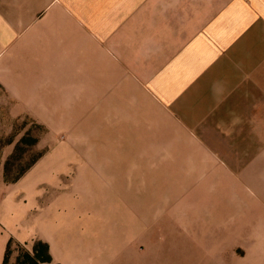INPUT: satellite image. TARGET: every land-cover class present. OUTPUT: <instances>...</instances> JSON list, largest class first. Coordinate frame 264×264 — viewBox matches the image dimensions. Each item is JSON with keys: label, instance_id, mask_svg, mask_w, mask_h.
<instances>
[{"label": "crops", "instance_id": "crops-1", "mask_svg": "<svg viewBox=\"0 0 264 264\" xmlns=\"http://www.w3.org/2000/svg\"><path fill=\"white\" fill-rule=\"evenodd\" d=\"M0 89L22 111L93 120L100 139L125 140L116 141L110 168L68 157L57 166L76 171L74 184L96 181L94 218L70 195L68 175L47 180L40 214L34 204L27 211L0 196V264L10 241L47 243L52 264L118 263L115 244L134 248L133 229L144 223L133 214L125 224L131 236L118 238L120 225L107 228L103 188L142 195L156 168L165 183L174 170L193 179L181 192L161 194L170 203L157 211L213 212L210 245L224 241L212 223L217 216L264 217V0H0ZM129 155L140 156L136 168ZM209 183L210 209L200 210L191 191ZM60 184L59 213L52 192ZM218 255L210 253V264L226 256Z\"/></svg>", "mask_w": 264, "mask_h": 264}, {"label": "rangeland", "instance_id": "rangeland-1", "mask_svg": "<svg viewBox=\"0 0 264 264\" xmlns=\"http://www.w3.org/2000/svg\"><path fill=\"white\" fill-rule=\"evenodd\" d=\"M62 109L65 112L67 108ZM59 110L60 108H58ZM64 116L48 117L45 115L39 117L29 110L23 109L22 111L11 106L5 92L0 89V196H8V201L12 203L19 201L22 205L21 208L27 211H29L30 204H34L33 212L40 214L46 204L47 180L56 179V183H63V176L68 175L65 180L70 182L68 187L70 195L73 196V199L79 201L82 199L84 201L82 206L87 216L94 218L95 205L91 199L94 198V195L90 191L94 190L93 186L96 181H89L93 188L86 186L88 183L86 184L85 181H82L83 184L82 182L74 184L72 182L76 177V171L68 169L65 172L58 171L57 166L62 164L60 160L62 157H68L77 160L86 159V163L89 165L100 164L105 168H110L113 160L117 157L114 154L116 141L122 146L125 140L112 138L102 140L99 138L100 126L93 120L87 122L64 121L68 118L65 113ZM73 118L79 119L77 116ZM52 119L56 120L52 121ZM17 147L19 154L11 163L9 178H15L29 166L31 168L16 183L9 184L6 182L5 169ZM118 157L121 159L122 156ZM125 157L127 158V156ZM128 157L131 166L136 168L139 163L135 161V158L140 156L129 155ZM153 158H157V156L150 157V159ZM52 164L55 165L56 170L52 169ZM156 169L154 172L156 182L152 184L148 181V187L142 190V195L135 196L133 189L129 191L123 185H117L119 191L117 196L112 189L103 188L104 192L100 199L106 200L102 205L105 207L108 218L107 228L110 229L112 224L120 225L119 227L115 226L114 230L119 232L117 236L121 239L130 237L133 233L131 239H133L134 248L123 244L122 241L115 244L120 249L119 260L116 264H178L180 261L182 264H197L200 261L202 264H210V253L226 254L222 257V264H225L226 261L230 262V256L234 259L233 262H230L233 264H264V217L262 219L255 218L254 214H250L239 220L238 215L235 218H229L225 214L217 216L212 223H217L216 226L223 228L224 241H214L210 245V214L214 216L213 212H202L201 214L191 211L182 212L177 206L170 211H157L158 207H165L170 203V201L166 202L164 197H160L164 196L161 194L181 192L189 186L188 184L193 179L183 180L182 175L185 173L174 170L170 171V177H167L169 180L171 179L169 183L177 184L172 179L176 178L177 180L182 179L180 181H184L187 185L165 183L168 180L165 177L161 178L165 172L160 168ZM150 192H156L158 197H152ZM52 193H54L52 197L55 211L59 206L60 213L62 211L61 201H63L62 184L55 185ZM234 194V198L238 200L237 189ZM190 196L189 199H194L200 210L210 209V183L194 187ZM213 203L221 207L218 200ZM71 204L74 207L76 203L71 202ZM10 212L17 213L13 210ZM133 214H136L144 224L133 229L130 234L126 230L125 224ZM74 216L71 213V217ZM158 216H161L159 220L156 219ZM87 220L90 222L89 219ZM74 224L76 226L75 222ZM75 226L72 225L74 229ZM146 226L147 228H145ZM34 228L35 234L45 236L46 233L43 230L41 231L35 226ZM143 228H145V236L144 239H141L137 233ZM255 239L258 241L256 245H254ZM143 241L149 243V248L138 247ZM32 245L27 246L15 241L9 251V264H15L22 249L31 250ZM165 245L170 246L171 250L162 254L160 247ZM243 247L244 249H242ZM213 263L221 264L218 261Z\"/></svg>", "mask_w": 264, "mask_h": 264}, {"label": "trees", "instance_id": "trees-1", "mask_svg": "<svg viewBox=\"0 0 264 264\" xmlns=\"http://www.w3.org/2000/svg\"><path fill=\"white\" fill-rule=\"evenodd\" d=\"M18 154H19V149L17 147L16 152L8 160L6 165V169H5L6 182L9 184L16 183L31 168V166H29L23 172L17 174L15 178H9L8 175H9L11 163H13V161L17 158ZM36 161L37 159L35 160V162ZM14 242L15 241L9 242L3 264H9V251L11 246L14 244ZM52 263H53V259L50 253L49 245L43 241H36L31 250H27L25 248L22 249L21 255L18 257L17 262L15 264H52Z\"/></svg>", "mask_w": 264, "mask_h": 264}]
</instances>
